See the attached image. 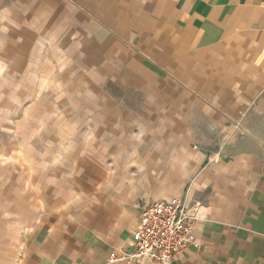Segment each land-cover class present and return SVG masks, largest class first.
<instances>
[{
  "label": "crops",
  "instance_id": "obj_1",
  "mask_svg": "<svg viewBox=\"0 0 264 264\" xmlns=\"http://www.w3.org/2000/svg\"><path fill=\"white\" fill-rule=\"evenodd\" d=\"M0 11L21 42L0 50V264H109L176 197L195 220L168 264H264V0Z\"/></svg>",
  "mask_w": 264,
  "mask_h": 264
},
{
  "label": "built area",
  "instance_id": "obj_2",
  "mask_svg": "<svg viewBox=\"0 0 264 264\" xmlns=\"http://www.w3.org/2000/svg\"><path fill=\"white\" fill-rule=\"evenodd\" d=\"M194 217L177 197L146 204L132 231L131 249L111 252L108 263L168 264L191 239Z\"/></svg>",
  "mask_w": 264,
  "mask_h": 264
},
{
  "label": "rangeland",
  "instance_id": "obj_3",
  "mask_svg": "<svg viewBox=\"0 0 264 264\" xmlns=\"http://www.w3.org/2000/svg\"><path fill=\"white\" fill-rule=\"evenodd\" d=\"M13 14H8L4 17V13L2 11H0V22H3V17L6 19L7 23L10 22L9 19L13 20V21H17V19L13 18L12 16ZM12 23V22H11ZM14 24V23H13ZM12 25H7L6 27L9 29V30H6V34L8 33V37L9 38H18V35H19V31H20V28L17 26V24H14L15 27H11ZM5 28V26H4ZM4 28L1 26V23H0V50L3 51L4 53V49L6 46H9L8 48L9 49H12L13 51H18L20 49V43L21 42H5V38L7 37V35L5 34V31H4ZM6 29V28H5ZM21 58H16V59H13L14 60V64L16 65L17 62L20 61ZM7 59H0V72L4 70V68H2V62L5 63ZM11 60V59H9ZM12 76L13 74L10 73V74H1L0 73V107L3 105V104H6V101H7V94H9L11 91H9V89L7 88V85H8V77ZM31 92H33L34 90H30ZM18 92V91H17ZM21 92V91H20ZM19 93V92H18ZM3 99H6V101H4ZM3 101V103H2ZM7 105V104H6ZM8 108L7 111L10 110V106H6ZM21 110H19V107H17V113H21L24 112V105L21 106Z\"/></svg>",
  "mask_w": 264,
  "mask_h": 264
}]
</instances>
